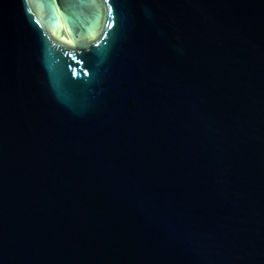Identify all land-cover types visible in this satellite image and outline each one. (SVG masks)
I'll use <instances>...</instances> for the list:
<instances>
[{"label": "water", "instance_id": "water-1", "mask_svg": "<svg viewBox=\"0 0 264 264\" xmlns=\"http://www.w3.org/2000/svg\"><path fill=\"white\" fill-rule=\"evenodd\" d=\"M0 264H264V0H0Z\"/></svg>", "mask_w": 264, "mask_h": 264}]
</instances>
